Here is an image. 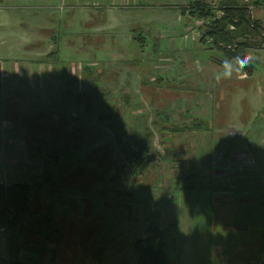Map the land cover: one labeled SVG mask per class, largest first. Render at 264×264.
Listing matches in <instances>:
<instances>
[{
  "label": "rangeland",
  "instance_id": "1",
  "mask_svg": "<svg viewBox=\"0 0 264 264\" xmlns=\"http://www.w3.org/2000/svg\"><path fill=\"white\" fill-rule=\"evenodd\" d=\"M104 1L83 8H104ZM167 1L174 4L124 0L118 11L139 12L124 30L89 32L88 22L78 28L79 14L65 1L0 0V181L32 186L33 215L50 218L56 229L41 264H140L136 242L158 235L170 264H264V197L228 178L238 171L217 177L238 154L235 142L223 144L222 137L231 129L248 132L215 123L222 113L216 107L220 72L211 61L224 55L181 37L197 29L196 18L180 16L197 0ZM256 1L249 0L253 17L264 25V7ZM208 3L221 7L222 0ZM48 13L55 20L43 32ZM199 29L200 40L202 23ZM252 55L253 70L264 75V52ZM233 64L223 71L230 80L237 78ZM202 102L211 106L205 115ZM197 111L204 131L159 130L192 125ZM147 128L156 160L133 175L125 135L144 138ZM223 155L228 161L215 174L213 163ZM28 230L24 225L23 257L36 259L41 240ZM4 241L0 232L1 254Z\"/></svg>",
  "mask_w": 264,
  "mask_h": 264
},
{
  "label": "trees",
  "instance_id": "2",
  "mask_svg": "<svg viewBox=\"0 0 264 264\" xmlns=\"http://www.w3.org/2000/svg\"><path fill=\"white\" fill-rule=\"evenodd\" d=\"M208 1L197 0L189 8V15H180L183 19L190 20V16L196 18L191 20L195 21L197 25V29H192V32H182L181 37L188 44L191 39L199 43L202 41L203 44H211L210 47L218 54L223 53L224 57L222 56V58H226V61H236L240 67L242 64L243 67L246 66L247 61L244 59L246 50L264 49V25L260 20L253 17L254 5H250L249 0H243L244 3L242 4L236 0H222L221 7H218L214 4L213 6L210 5ZM255 5L264 7V0H257ZM182 8L179 7L182 13H185V8ZM200 23L204 25V29L199 40ZM139 41L143 42L141 38ZM149 55L151 56V54ZM217 62L218 60H212L211 64L216 66ZM147 84L148 82L143 83V85ZM164 119L169 123L171 122L167 116ZM119 124L117 125L119 126ZM201 124H166L159 130L162 134L168 132L179 136L204 130L205 123L201 122ZM146 131L144 138H139L131 132L125 135L127 141L124 153L133 169V175L138 173L143 163H152L156 160L150 145L151 133L153 132L149 128ZM189 187L193 188L192 186ZM31 188L33 187L24 183L4 184L0 181V232L5 237L3 254H1L0 249V264H41L46 253L45 245L51 242L52 238L57 237L56 229L52 228V225V227L50 226V218L43 220L33 215L31 206L35 203L36 190L33 188L32 191ZM27 218H31V222H28ZM24 225L29 228L28 235H33L36 240H41L40 248L42 251L39 250L40 255L36 259L23 257V247L26 242H21L20 239L25 237L23 234ZM135 249L140 264H170L167 246L161 235L137 241Z\"/></svg>",
  "mask_w": 264,
  "mask_h": 264
},
{
  "label": "crops",
  "instance_id": "3",
  "mask_svg": "<svg viewBox=\"0 0 264 264\" xmlns=\"http://www.w3.org/2000/svg\"><path fill=\"white\" fill-rule=\"evenodd\" d=\"M63 1H65L68 9H74V13L79 14L77 23L78 28H80L82 21L90 24L89 32H121L125 29L127 20L129 19L130 21L131 18L139 13L137 12L135 14L127 15L123 14L122 10L118 11L117 8L123 9L122 5L125 4L124 0H106L104 1L106 2V4H104V8H97L96 10H92L90 12L83 8V6H90L91 4L97 6V0H59L60 3ZM55 2L56 1H52L51 3ZM168 2L169 1L165 0V5L174 4ZM176 3L182 4L181 0H177ZM127 9L134 10L136 7H130V5L127 4ZM142 13H144L145 18L149 19L151 23H159V20L154 19V12L149 15L142 9ZM46 17L48 18L49 26L43 32H47L50 26L53 25V20H55L50 18L49 13L46 14ZM78 28L74 25L72 31H76ZM141 39L142 41L144 40L143 38ZM140 46L143 47V45ZM252 51L260 54L264 52V49L246 50L244 57H248V59L245 60L247 63L244 67H240L236 61H234V66L231 71H236L237 78L231 80L227 79L226 74L223 73V71L227 69L226 62L233 61H226L220 56H217V71L220 72L217 79V93L219 94L220 100L216 107L219 109L218 112L222 113H218L216 115L215 123L217 122V124L226 126L230 124H237L248 128V132L246 134L240 130L231 129L229 132L230 137H222L221 140L223 144L235 142L236 148L238 149L234 150L238 154L236 155V160H234L232 164L226 165L228 167L225 169H228V171L217 177H223L224 175L231 173L233 170L238 171L236 174H233L228 178L237 186L243 187L248 185L252 187V190L257 197H264V75L262 73L255 72L256 69L255 71L253 70ZM260 59H264V55H262ZM146 72L147 71H145L144 74ZM205 78L207 79V82H209L208 75H205ZM229 84L231 85V89L229 88ZM198 101L201 102L200 100ZM200 105L199 110L203 111L201 115H205L204 110H209L211 106L209 103L205 104V102H202ZM197 116H199L198 111L196 113L194 112L192 121H195L194 123L196 124L202 125V121H199ZM226 132L228 133V131ZM241 144L246 145L243 150H241ZM249 147L252 148V152H250V150H246ZM244 159H250L252 161ZM227 161L228 158L226 155H223L217 160V162H214L213 166H216V170H219L214 173H219L222 169L220 167H224L219 166L218 163H226ZM234 164H236L237 167L234 166ZM246 169H249V178H240V173L243 170L246 171ZM204 178L205 176L203 174L200 181ZM256 209L259 208L257 207Z\"/></svg>",
  "mask_w": 264,
  "mask_h": 264
},
{
  "label": "clouds",
  "instance_id": "4",
  "mask_svg": "<svg viewBox=\"0 0 264 264\" xmlns=\"http://www.w3.org/2000/svg\"><path fill=\"white\" fill-rule=\"evenodd\" d=\"M245 60L248 59V57H244ZM226 64H230V62H226ZM241 67H243V64L241 65Z\"/></svg>",
  "mask_w": 264,
  "mask_h": 264
},
{
  "label": "built area",
  "instance_id": "5",
  "mask_svg": "<svg viewBox=\"0 0 264 264\" xmlns=\"http://www.w3.org/2000/svg\"><path fill=\"white\" fill-rule=\"evenodd\" d=\"M1 66H3V65H1Z\"/></svg>",
  "mask_w": 264,
  "mask_h": 264
}]
</instances>
